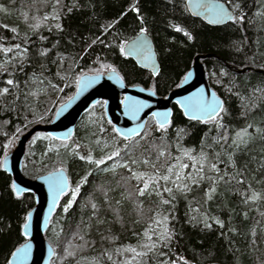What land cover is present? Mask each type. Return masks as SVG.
I'll list each match as a JSON object with an SVG mask.
<instances>
[{
  "label": "trees",
  "instance_id": "trees-1",
  "mask_svg": "<svg viewBox=\"0 0 264 264\" xmlns=\"http://www.w3.org/2000/svg\"><path fill=\"white\" fill-rule=\"evenodd\" d=\"M222 1L231 9L239 4L235 15L243 12L244 19L207 25L189 14L185 0H0V8L5 9L0 11V49H13L0 51V89L9 88V93L0 95V161L20 133L51 120L86 72L113 68L126 84H142L164 96L178 84L196 54L210 53L202 59L207 80L223 100L222 128L214 122L186 119L173 103L165 131H158L150 117L142 133L129 140L113 131L101 106L82 116L69 141L35 134L26 146L24 174L35 177L62 166L69 177V189L45 231L54 249L50 264H117L123 256L130 260L132 253L124 249L147 251L140 247L147 242L143 234L150 226L162 231L155 219L163 216L168 217L173 238L166 246L157 242L153 252L138 258L140 264H264V73L253 69H264V15H259L264 13V0ZM54 11L59 20L51 19ZM57 23L61 29L55 27ZM36 24L40 26L32 27ZM141 28L154 43L160 66L156 76L120 52L121 45ZM244 67L250 68L237 71ZM8 79L14 85H8ZM244 128L249 142L235 148L232 138ZM225 135L227 141L222 139ZM116 147L122 149L121 157L99 167L80 159L89 153L99 159ZM184 150L197 157L201 152L207 155L205 179L198 180ZM160 151L165 156L157 161ZM129 152L138 160L157 162L162 173L165 161L175 164L181 157L189 165L182 175L191 174L198 182L184 180L188 188L178 190L171 181H159L158 190L150 185L140 196L137 189L143 181L128 179V169L111 170L114 164L126 162ZM211 163L218 171L209 169ZM132 168L155 171L143 164ZM77 185L80 190L65 212ZM163 187L173 188L172 194ZM212 188L215 191L208 199L206 193ZM253 191L259 197L255 201L247 199ZM161 199L170 203L161 204ZM34 204L32 193L15 194L12 178L0 164V264H7L25 240L22 224ZM205 222L211 226L205 227Z\"/></svg>",
  "mask_w": 264,
  "mask_h": 264
},
{
  "label": "water",
  "instance_id": "water-1",
  "mask_svg": "<svg viewBox=\"0 0 264 264\" xmlns=\"http://www.w3.org/2000/svg\"><path fill=\"white\" fill-rule=\"evenodd\" d=\"M214 4H222L229 11H232L228 4L222 0H185L189 14L207 25L217 26L229 22L209 23L212 18L211 14L201 5ZM137 41L143 42L144 53L148 58H145V54H127L129 47ZM122 45L125 47V55L131 58L139 68L148 71L152 76H156L159 73L160 66L154 43L147 32L144 34L139 32ZM210 55V53L196 54L177 86L173 87L164 96L157 94L153 88L142 84H126L116 69L115 72L111 71L113 68L83 73L78 78L81 81L80 85L76 83L75 91L57 106L50 121L35 123L18 135L12 149L2 157L1 161L6 160V163L1 164V167L11 176L12 187L15 186V188L13 187L15 194L19 196L30 192L34 195L35 204L27 212L22 224L25 240L12 251L13 253L18 248L26 247L27 257L13 256L11 253L8 262L12 261V264H50L54 249L45 237V231L49 227L52 214L61 197L68 191L69 187L68 175L63 167L46 171L35 177H29L24 174L22 161L28 141L37 133H45L60 141L69 140L83 113L98 100L104 101L105 117L112 123L113 128L123 134H128L130 130H134L130 138L139 135L144 130L149 117H152L157 125V119L153 118V113L167 114V124H169L173 103L178 106L186 119H190L189 115L185 113L186 105L184 101L186 98H192L194 94H198L196 96L197 100L200 98V94L205 99L211 100L214 93L216 99L223 104L222 98L207 80L202 59ZM247 68L250 67L237 69V71L244 72ZM253 69L264 73L263 68ZM185 76H188L187 80L184 79ZM125 97H130L132 100L122 103ZM133 101L142 102L144 105L135 116L131 114L129 109V105ZM119 136L124 138L123 135ZM58 169H62V171H57ZM51 178H60L65 182L67 187H65L63 194H56L57 187L53 184ZM26 223L27 228H25Z\"/></svg>",
  "mask_w": 264,
  "mask_h": 264
},
{
  "label": "snow or ice",
  "instance_id": "snow-or-ice-1",
  "mask_svg": "<svg viewBox=\"0 0 264 264\" xmlns=\"http://www.w3.org/2000/svg\"><path fill=\"white\" fill-rule=\"evenodd\" d=\"M201 7H204L206 10H208L211 14V19L209 20V23H213V24H218V23H222V22H227V21H231L233 23L237 22V21H242L244 19V14L243 12H240V15H235V13L237 11L240 10V5L239 4H235L232 6V11H229L224 5L222 4H214V5H201ZM55 8V6H54ZM5 9L0 8V11H4ZM134 11H139L136 8H133ZM259 15H264V13H259ZM59 14L58 12L53 13V15L51 16V19L53 20H59ZM44 20H48L49 17L47 15L44 16L43 18ZM40 25L36 24V25H32V27L34 28H38ZM55 27L57 29H61V25L59 23H57L55 25ZM13 32L16 31L15 28L11 29ZM177 31H181L180 28L176 29ZM146 32V29L141 28L140 29V33L144 34ZM186 36H188V39H192V37L188 34L185 33ZM16 49H20V45L17 44L15 45ZM0 51H3L5 53H9L12 52L13 49L12 48H3L0 49ZM25 52L27 51L26 49L24 50ZM120 52L121 55H125V47L123 45H121L120 47ZM132 53H137V54H145L144 53V45L143 42H134L128 49L127 54H132ZM41 55H46V52H41ZM145 58H148L147 55L145 54ZM112 72H115V69H111ZM155 74V71H154ZM190 75V74H189ZM185 80L188 79V76H185L184 78ZM6 83L8 85H14V81L12 79H8L6 81ZM81 81L79 79H77V85H80ZM53 87H55L53 85ZM257 91H261V89H257ZM9 93V88L5 87L3 89H0V95H4ZM154 94V93H153ZM198 94H194V96L192 98H186L184 103L186 105L185 107V113L186 115H189L190 119H194V120H200L203 123H209V122H214L217 126V128H222L223 125L220 123V114L222 112H224V108H223V104L222 102L218 101L215 97V94H212V99L208 100L205 99L202 94H200V98L197 100L196 96ZM132 100V98L130 97H125L124 101H122V103H126L128 101ZM195 101V102H193ZM99 103V102H98ZM144 105L142 102L139 101H133L130 105H129V109L130 112L133 116H135L141 108H143ZM153 118L157 119V130L158 131H165L166 130V125L168 123L167 121V114L165 113H153L152 114ZM248 127H251V125H248ZM101 131H103V128H101ZM114 132H117V135H123L125 140H129L131 137V133L134 130H130L128 134H123V133H119L117 129L113 128ZM260 129H257V132H259ZM222 139L224 141L228 140V136H223ZM250 136L248 133V129L244 128L241 129L240 131L235 133V136L232 138V145L235 148H239L241 145H247V143L249 142ZM219 141H217L218 143ZM5 148L8 147V145L6 144L4 146ZM64 147H68L67 145H64ZM128 146H125V149H127ZM121 151L122 149H120L119 147H116L110 154L106 155V156H102L99 159H94L93 156L91 155V153L88 154L87 157L85 156H80L81 160H87L88 163L90 164H95L97 167L104 165L106 160H113L114 158L117 157H121ZM128 155V160L126 162H122V163H116L114 164L113 168L111 169L112 171H115V169L117 167L120 168H125L128 169V171L131 173L130 177L128 179H135L136 181H143V187H140L137 189L138 194L140 196H144L145 192L148 191L150 185L151 186H155V188L158 190L161 185L159 184V181H164L165 184L168 183L169 181H171L173 184H175L176 188L178 190L181 189H187L188 185L186 183H183L184 180H192V182L195 184L198 182V180H203L205 179V175H204V169L206 167L205 162L207 161V155L203 152H201V154L197 157V156H193L190 154V150H184L183 155L187 156L189 160L192 161V167L196 170V176L198 178L197 179H193L192 175L189 174L187 176H183L182 175V171L185 168H188L189 165L187 163H182L181 157H176V163L175 164H168L167 161H165V164L167 165L166 167V172L162 173L159 171L158 167H157V162L154 161H150L149 159H142V160H138L136 158H133L132 154L126 153ZM165 156V153L163 151L159 152V155L157 157V161L159 160V157H163ZM229 160H231V155L229 156ZM5 161H0V164H5ZM139 164H143L145 166H151L153 169H155V171L151 174L146 173V172H138V171H134L132 166L133 165H139ZM159 167L163 168L165 167V165H160ZM209 169L211 171H218L217 169V165L216 163H211L210 165H208ZM262 167H264V165H262ZM57 171H62V169H58ZM175 176V180H172V177ZM223 178V177H221ZM53 184L57 187V195L63 194L65 187H67V185L65 184V182L60 179V178H51ZM215 183V181L213 182ZM238 183H243V181H238ZM15 188V186H13ZM79 185H77V187L75 189L71 190V196L72 199L68 201L67 205L64 207V211L67 212L69 208H71L73 201L75 200V197L77 195V193L79 192ZM163 191L167 192L169 194H172L173 192V188L170 187H163ZM215 191V188H212L209 190V192L206 193V196L208 197V199H211V193H213ZM157 195H160V192L157 191ZM175 197H173L174 199ZM258 194L256 192H252L251 196L248 197L247 199H251L253 201H255L256 199H258ZM247 199L245 202H247ZM55 202V200H54ZM161 204H169L170 201L167 199H161L160 201ZM95 207V206H93ZM194 218V217H193ZM167 220L168 217L163 216L160 219H155V224L159 227V226H163L162 227V231L157 232L156 230L152 229L151 226L145 230L144 232V238L147 241L146 243L140 245L141 248L146 249L147 251H137L136 248L134 247H127L124 249L125 252H130L132 253V258L130 260H125L123 261V264H140L138 258H142L147 256L150 252H153L156 248H157V242L164 244L165 246L167 245V243L169 241L172 240L173 238V233L168 229L167 227ZM211 225L207 224L205 222V227H210ZM25 228H27V223L25 224ZM152 233V234H150ZM153 235L156 236V239H153ZM13 256H17L20 255L23 258L27 257V248H18L15 252L12 253ZM109 259H111V257H109ZM8 264H12V261H9ZM161 264H168L167 261H162ZM171 264H176L175 261H172Z\"/></svg>",
  "mask_w": 264,
  "mask_h": 264
},
{
  "label": "flooded vegetation",
  "instance_id": "flooded-vegetation-1",
  "mask_svg": "<svg viewBox=\"0 0 264 264\" xmlns=\"http://www.w3.org/2000/svg\"><path fill=\"white\" fill-rule=\"evenodd\" d=\"M157 60H158V59H157ZM203 64H204V63H203ZM204 68H205V67H204ZM187 70H188V69H187ZM205 71H206V70H205ZM182 77H183V76H182ZM182 77H181V79H182ZM181 79H180V80H181ZM180 80H179V81H180ZM76 83H77V81H76ZM178 83H179V82H178ZM176 86H177V85H176ZM75 88H76V85H75ZM74 91H75V89L72 91V93H73ZM72 93H70L66 98H68ZM98 102H99V103H98ZM98 106H99V107H100V106L102 107L103 114H104V116H105V113H104V101H103V100H98L95 104L91 105L90 108H89L88 110H86V112L89 111V110H91V109H94V108H96V107H98ZM86 112H84L83 115H84ZM83 115H82V116H83ZM82 116H81V118H82ZM81 118H80L79 120H81ZM105 118H106V117H105ZM79 120H78V122H79ZM78 122H77V123H78ZM111 124H112V123H111ZM76 125H77V124H76ZM75 128H76V126H75ZM101 128H102V127H101ZM101 128L99 129V133L102 132V131H101ZM74 132H75V129H74ZM74 132H73V134H74ZM72 136H73V135H72ZM71 138H72V137H71ZM71 138H70V139H71ZM66 141H69V140H66ZM63 168H64V167H63ZM64 169H65V168H64ZM65 171H66V169H65ZM66 173H67V171H66ZM67 175H68V173H67ZM68 179H69V177H68ZM68 189H69V188H68ZM60 201H61V200H60ZM59 203H60V202H59ZM58 205H59V204H58ZM58 205H57V207H58ZM57 207H56V208H57ZM55 211H56V209L54 210L53 214L55 213ZM53 214H52V215H53Z\"/></svg>",
  "mask_w": 264,
  "mask_h": 264
},
{
  "label": "rangeland",
  "instance_id": "rangeland-1",
  "mask_svg": "<svg viewBox=\"0 0 264 264\" xmlns=\"http://www.w3.org/2000/svg\"><path fill=\"white\" fill-rule=\"evenodd\" d=\"M106 69H108V68H106ZM92 114L95 115L94 112H93ZM17 137H18V136H17ZM17 137H16V138H17ZM40 137H42V134L38 133V134L36 135V138H40ZM16 138H15V140L13 141V143L11 144V148L9 149V151H10V150L12 149V147L14 146L15 141H16ZM94 141H96V139H94ZM99 148L102 149V146H100ZM6 153H8V151H7ZM103 155L106 156L107 154H103ZM123 261H125L124 256H123V257H119V259L117 260V264H122Z\"/></svg>",
  "mask_w": 264,
  "mask_h": 264
}]
</instances>
